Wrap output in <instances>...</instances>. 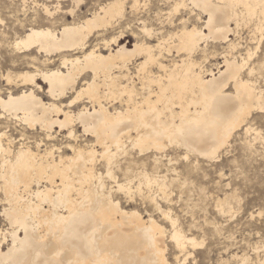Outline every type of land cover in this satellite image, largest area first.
Returning a JSON list of instances; mask_svg holds the SVG:
<instances>
[{
  "label": "bare ground",
  "instance_id": "obj_1",
  "mask_svg": "<svg viewBox=\"0 0 264 264\" xmlns=\"http://www.w3.org/2000/svg\"><path fill=\"white\" fill-rule=\"evenodd\" d=\"M126 1L131 11H138L139 0H113L81 22L58 29L56 12L43 7L50 25L31 22L6 42L18 57L27 54L28 67L2 75L7 86L19 91L0 95V124H5L0 125V218L6 225L0 229V264H170L166 234L177 252L174 261L186 264L191 255L187 249L202 245L162 209L160 203L170 202V191L166 175L158 170L162 161L175 164L167 155L169 148L181 150L183 161L189 156L213 161L235 132L255 133L249 119L264 109V92L250 80L256 72L253 52L247 47L237 60L221 54L212 69H204L194 56L204 54L208 44H225L229 52L239 48L229 37L243 25H252L259 34V47L264 6L261 0H181L166 16L189 8L200 27H186L182 17L179 31L163 36L139 20L143 38L132 32L131 45L124 41V29L109 40L99 39L123 20ZM41 54L40 61L36 56ZM172 57L179 60L169 61ZM54 61L56 68L37 66ZM12 121L39 131L43 139L29 142L23 132L16 142L7 125ZM44 140L61 143L47 145ZM132 158L149 160L152 172L143 164L133 170L137 161ZM114 184H127L128 191L114 192ZM118 193L150 204L171 230L167 233L151 214L144 218L135 208H122ZM233 194L215 200L219 214L231 213ZM174 233L182 238L179 246ZM230 258L247 261L236 254Z\"/></svg>",
  "mask_w": 264,
  "mask_h": 264
},
{
  "label": "rangeland",
  "instance_id": "obj_2",
  "mask_svg": "<svg viewBox=\"0 0 264 264\" xmlns=\"http://www.w3.org/2000/svg\"><path fill=\"white\" fill-rule=\"evenodd\" d=\"M23 1L24 0H12L11 2V0H0V20L4 21L0 24V95L4 98L6 97V93L10 90L13 93L19 91V89L14 86L6 85L2 78L5 71L18 72L28 67L26 64L28 57H24L27 54H21L18 57V54L10 49L8 43L10 44L14 38L21 35L31 22L33 23L31 25L36 26L50 25L48 18L43 14V7L48 8L51 12H56L55 26L58 29L63 23L81 22L84 17L95 12L99 6L113 0H26V3L22 6ZM178 1L181 0H139L140 6L137 12L131 11L130 1H126V12L123 20H121L122 22L120 21L118 24H113L106 30V33L99 37V39L109 40L111 37L116 36L121 29H124V41L131 45L134 42V38L131 36L132 32L136 33L140 38H143L138 30L140 27L138 24L142 20L145 21L146 25L153 31H158L157 33L162 32L161 34H163V36L167 33L179 31L180 25L178 20L182 17L185 20L187 19L186 27H200L201 24L198 23L197 16L194 15L196 12L192 15L189 8L181 9L179 11L180 13L178 12L175 14L176 16L172 15L170 18L166 16L167 11H169L173 3ZM22 7H25V16L21 12ZM69 11L73 12L72 16L71 14L69 15ZM38 14L39 16H36ZM16 22H18V24ZM15 27H19L18 31L14 29ZM251 27L252 25L246 27L245 25L240 26L235 31L236 34L234 33L229 37L235 44L240 45L238 46L239 48L232 51L230 50L229 52L225 44H208L204 54L198 53L194 57L198 63H201L204 69H212L214 64L219 63L218 57L221 54H226L228 58H235L237 60V55L239 53L243 54L244 50L248 47L253 52L252 61L256 66V72L250 76V80L258 90L261 89L264 92V69L261 68L264 66V40L258 47L256 43L257 40H259V34L253 33ZM232 28H234V26H232ZM252 33L253 35H251ZM250 38L256 39V41L253 40L251 42ZM155 39L156 38L153 37L151 42L154 43ZM212 54L215 56V59L211 58ZM204 55H206V60L203 57ZM36 57H38L40 61L44 59L42 54ZM53 59L55 58L53 57L52 60ZM168 60L178 61L179 59L172 57L168 58ZM23 63L25 64L22 65ZM18 64L22 68H19L20 66ZM40 64L41 63L37 62V66L40 68L49 69L50 67V69H52L58 66V61H54L53 64ZM44 64L45 66H43ZM38 83L43 87L45 92L46 86L40 81H38ZM44 92L41 93L40 96L46 102L49 99ZM68 96L69 98L72 97L71 95ZM68 100L69 99L63 100V103ZM252 116L251 119H249V124H252L250 126L255 130V133L251 132V134H245L243 130L235 132L229 139L227 145L220 150L215 160L209 161L189 156L186 161H183L179 158L182 156L181 150L169 148L167 155L171 159L173 158L172 160L173 162L175 161V164L169 166L167 165V161H162V165L158 171L160 175H166V183L170 191V202H167V204L160 203L161 207L162 209L168 210L173 218L175 217L178 222L177 224L186 235L196 238L198 242L202 241V245L198 246L196 249H187L191 255L186 260V264H222L221 261H226V264H241V261L230 258L234 254L239 258H246L247 261L245 264H259V261L264 258V250H262L264 249V215H261V213H264V139L259 135L257 137L253 135L261 132V125H264V111L254 112ZM2 123H4V121ZM7 125H11L9 134L12 133L11 136L16 142L20 139L19 135L23 134V132L28 136L29 142L39 139V137L43 139V135L39 133V131H31L24 126H20L15 121L8 122ZM32 134L36 135L34 136ZM43 142L47 145L54 144L55 146L61 143L58 140L57 144L45 140ZM63 142L64 141H62V143ZM20 143H22V141L18 144ZM18 144L15 143L13 148L17 149ZM63 145L65 144L63 143ZM30 146H32V144ZM42 148L44 149V147ZM131 154L133 157L135 156L133 155L134 152ZM132 159L137 161L133 165L135 168L132 166L133 170L136 171L141 169V167H143L141 164H143L144 169L148 173L152 172V166L149 160L145 162L142 161L141 158ZM122 162L126 163L127 161L125 162L123 160ZM124 166H126V164H123V168ZM171 168H175L177 172H179V175L177 174L178 177L167 171ZM98 169L100 172L103 171L100 167H98ZM121 177L123 178L120 174V180ZM185 181L186 183H184ZM107 182L108 185H112L110 181ZM225 193H234L235 195H233L236 201H232L233 210L230 214H219L214 207L215 200L217 198H223ZM118 194L115 197L120 201L122 208L126 210L135 208L144 218H147V215L151 214L152 217L165 228L167 233L171 230L169 221H165L166 219L161 213L154 211L150 204L141 202L138 196L135 195L131 199L124 197L120 193ZM0 229H6V225L2 218H0ZM166 235V258L169 260L168 262L170 264H177L174 261L177 252L174 250L172 242L168 238V234Z\"/></svg>",
  "mask_w": 264,
  "mask_h": 264
},
{
  "label": "snow or ice",
  "instance_id": "obj_3",
  "mask_svg": "<svg viewBox=\"0 0 264 264\" xmlns=\"http://www.w3.org/2000/svg\"><path fill=\"white\" fill-rule=\"evenodd\" d=\"M261 6H264V0H261ZM4 21L0 20V24H2ZM264 111V109H262ZM262 139H264V125H261V132L257 133ZM184 159H187V157H184ZM109 167L111 168L113 166L112 161L109 160ZM129 185L127 184H114L113 186V191L114 192H120V193H125L128 191ZM261 215H264V213H261ZM174 239L177 241V245L179 246L180 240L182 239L181 237H178L175 233L173 234ZM264 250V249H262ZM167 264V262H165ZM259 264H264V258H262L259 261Z\"/></svg>",
  "mask_w": 264,
  "mask_h": 264
}]
</instances>
